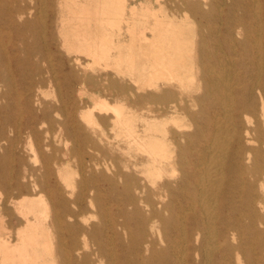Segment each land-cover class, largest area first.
Segmentation results:
<instances>
[{"label": "bare ground", "instance_id": "obj_1", "mask_svg": "<svg viewBox=\"0 0 264 264\" xmlns=\"http://www.w3.org/2000/svg\"><path fill=\"white\" fill-rule=\"evenodd\" d=\"M168 1L0 0V264H264V0Z\"/></svg>", "mask_w": 264, "mask_h": 264}, {"label": "rangeland", "instance_id": "obj_2", "mask_svg": "<svg viewBox=\"0 0 264 264\" xmlns=\"http://www.w3.org/2000/svg\"><path fill=\"white\" fill-rule=\"evenodd\" d=\"M156 1V2H155ZM127 2V5L128 7H133V6H140L141 4H146V3H150L153 7H155L156 9H158L160 7V5H165V4H168L169 6H174V2L170 3L168 0H126ZM139 3V4H138ZM44 7V9H43ZM40 6V9H43L44 13L47 11H49V9L47 8L46 5H43ZM55 11L58 13L60 11V6L58 5V3L56 4L55 6ZM169 12V11H168ZM178 15H180L181 17L184 15L183 12H178ZM187 21L193 25L194 24V28H195V32L197 33L199 27H197V24H196V18L192 15V14H188V19ZM58 25V23H57ZM198 28V29H197ZM54 32H55V35H56V38L57 40L59 41L60 44H62L63 42V39L62 37L60 36V31L58 30V27L57 28H54ZM117 36V34H116ZM117 39V37H115ZM124 39V41H128L129 40V36L128 34H123L122 37H120V39ZM61 50V53L65 55L66 53V50L61 47L60 48ZM52 61H53V65H54V68L56 70V73H57V76H58V79H59V82L62 84V86L64 87L65 86V80L63 78V75L64 73H66L67 71V68L65 67H62L61 66V62H60V57H58L57 55L54 56V58H51ZM83 59H86L83 57ZM46 65V63L44 64ZM97 71H99L101 73V75L103 74V70L102 69H99L97 67ZM95 84L97 85L98 82H95ZM20 89L21 86H18ZM95 87L92 85L91 87V90H90V94H93L94 93V89ZM101 89V88H99ZM64 90H66L64 88ZM40 94H41V97L42 99H39L42 106H46V107H49L52 109V107L54 105L56 106H60L61 104V101H65L66 102V105L69 107L70 106V103H72L73 101H76L77 105L80 106L77 108L76 112L77 114H79L82 110L86 109V108H89L91 106H93V100L90 99V97H87L86 99H57L59 97V91L56 90L55 88H51V86H46L44 87L43 89H40ZM50 95V96H49ZM138 95H144L143 92L141 93H138ZM20 101V108L23 110V111H26V105H25V102H24V99H19ZM81 100V101H80ZM109 102L112 103V104H116L120 101V99H114L112 97H109ZM71 108V106H70ZM114 114L112 112L110 113H103V112H99V111H96L95 112V121L100 123L101 124V127H102V131H103V137L104 139H110L109 141L112 142V143H116L120 140V137H118V131L117 129L114 128L113 124H112V118H113ZM53 117L55 120L59 121L60 119H62V117H58L56 114L53 113ZM106 117L107 120L105 122H103V118ZM90 127H96V125L94 124H88ZM58 145V144H57ZM57 149H60L58 152V155L61 156L62 155V151H63V145L60 144L57 146ZM85 152H86V160H89L90 157L92 158V161L94 162H97L99 163L101 166L100 168L103 169L105 163L108 164L109 166H111L112 168L115 167V162L112 161L111 157L110 156H107L106 154H104L103 152H99V151H93V150H89V148H86L85 149ZM115 154H118V152H115ZM105 161V162H104ZM29 165L31 167H34V164L29 162ZM72 167L74 168L75 171H77V175H75V179L76 181H79L80 179V173H79V162L77 160H74V162L71 164ZM54 169V167H53ZM115 170V169H114ZM54 178H52V180H54L56 178L55 174L53 176ZM103 186V188L105 189V186L103 184H101ZM105 193V192H104ZM5 197H6V194L4 192L3 189H1L0 187V204L2 205V203L4 202L5 200ZM113 211H115V207H113ZM10 213H14V210H13V207L10 206ZM17 215H15L16 217ZM18 228V226H14V229Z\"/></svg>", "mask_w": 264, "mask_h": 264}]
</instances>
